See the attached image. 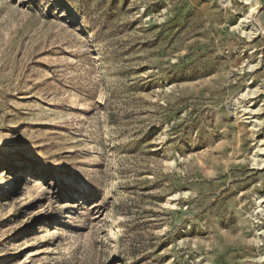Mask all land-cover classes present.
I'll use <instances>...</instances> for the list:
<instances>
[{
  "label": "rangeland",
  "instance_id": "obj_1",
  "mask_svg": "<svg viewBox=\"0 0 264 264\" xmlns=\"http://www.w3.org/2000/svg\"><path fill=\"white\" fill-rule=\"evenodd\" d=\"M0 0V264H264V5Z\"/></svg>",
  "mask_w": 264,
  "mask_h": 264
},
{
  "label": "water",
  "instance_id": "obj_2",
  "mask_svg": "<svg viewBox=\"0 0 264 264\" xmlns=\"http://www.w3.org/2000/svg\"><path fill=\"white\" fill-rule=\"evenodd\" d=\"M258 6L256 7V10L259 11L261 8H263L264 0H257Z\"/></svg>",
  "mask_w": 264,
  "mask_h": 264
}]
</instances>
